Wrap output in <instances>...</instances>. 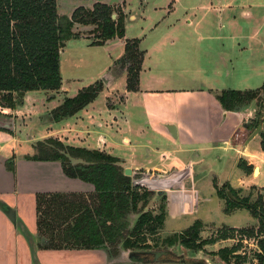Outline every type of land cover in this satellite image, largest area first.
<instances>
[{
    "label": "crops",
    "instance_id": "crops-1",
    "mask_svg": "<svg viewBox=\"0 0 264 264\" xmlns=\"http://www.w3.org/2000/svg\"><path fill=\"white\" fill-rule=\"evenodd\" d=\"M241 3L245 4L246 0ZM253 18L251 12L242 11L243 20L231 21V26L236 25L239 30L231 32L230 36L225 35L222 28L217 31L203 28L204 24L201 23L203 19L193 24L190 20L185 21L186 23L158 20L141 28L139 38L131 37L129 34V22L136 21L135 16H131L129 21L125 22L126 31L122 39H110L100 46L108 52V59L98 79L89 80L85 86L69 94L70 82L64 84V70L60 56L59 92L65 97L60 99L52 95L48 100L49 92L33 91L24 95L15 110H4V114H10L15 123L24 121L25 125L18 123L16 126L13 125V132L10 129L0 131V151L5 152L3 157L5 171L1 176L6 178L7 182L6 184L0 182V264H138L128 261L126 254L108 258L106 252L101 249L52 251L38 247L36 194H90L93 187L79 179H69L63 174L59 162H33L24 159L25 156L35 154L34 146L37 142L57 138L70 147L103 151L117 158L123 170L128 168L131 172L133 170H144L146 173L173 172L171 181L174 183V188H179L180 181L184 182L182 176H187L188 173L184 172L179 177L176 174L187 166L189 168L197 166V163H203L202 168H209L214 164L210 158L213 159L217 150L231 154L227 158L231 170L237 161L243 158L247 166L255 165V169L259 170L260 174L257 161H264V152L260 149V133L264 134V118L262 117L259 135L251 139L249 137L245 143L237 141L232 146L234 128L242 116L249 120L254 118L256 104L254 102L245 115L224 112L216 100V95L222 90L215 84L219 77H228L229 74L226 76L223 73L229 71L233 72L232 78L236 84L245 86L241 87L245 88L243 90L239 87L236 89L252 90L247 88L251 76L255 75L250 72L256 71V66L248 63L236 68L232 62L228 66L226 62L229 61L227 57L225 58L222 42L231 40L240 50L239 43L251 40L256 32L251 27L252 22L251 25L249 23ZM248 24L251 30H247ZM149 34L151 37L148 39ZM132 39L139 40V48L144 51L139 85L135 92L126 90V71L121 72L114 66L124 53V42ZM194 39L201 45L192 49L189 41ZM85 40L83 47H96L90 45L89 39ZM145 43L146 47L142 48ZM73 61L78 63L79 60L74 58ZM105 77L107 84H103L105 85L103 91L86 108L67 119L57 122L48 120L52 109L59 106L64 98L75 96L80 90ZM119 93L121 99L118 103L113 102L111 105L107 103L111 97ZM196 95L205 100L207 105L205 129L194 125V115L197 112H194L193 100ZM186 123H192L194 136L201 131L202 135L199 136L203 137L196 141H188L184 131H181L183 124ZM230 128L234 130L229 135L225 134L224 132ZM254 139H258L259 153L248 148ZM206 155L210 156L207 160L203 157ZM11 157L14 159V174L7 172L5 168V162ZM198 157L200 159L202 157L203 161L198 162ZM216 158L221 160L220 155H216ZM77 162L73 160V163ZM197 176L198 178H195L194 182L185 189L167 190L168 215L163 226L168 218L173 217L178 211L175 207L180 206L190 185L196 184L202 173ZM10 212L14 215L13 218ZM194 256L198 257L196 253Z\"/></svg>",
    "mask_w": 264,
    "mask_h": 264
},
{
    "label": "trees",
    "instance_id": "trees-1",
    "mask_svg": "<svg viewBox=\"0 0 264 264\" xmlns=\"http://www.w3.org/2000/svg\"><path fill=\"white\" fill-rule=\"evenodd\" d=\"M57 1L0 0V106L3 110H15L26 93L60 90V56L68 40L81 38L73 30L75 26L92 27L95 41H91L90 45L96 47L103 46L110 39H122L125 35V14H116L111 6L95 3L90 8L78 7L65 17L58 14ZM139 44L137 39L126 40L122 57L114 63L119 71H126L125 84L129 92L137 91L139 85L144 56ZM104 86L102 81H97L75 96L64 98L50 112L51 120L57 122L70 118L83 110L98 97ZM216 100L226 112L240 111L255 102L256 111L249 126L255 130L263 117L264 83L249 91L222 90L216 95ZM6 130L0 127V131ZM260 136V149L264 152V134L260 133ZM34 151V155L24 159L59 162L63 174L69 179H79L93 187L90 194H36V231L40 249L153 250L149 236L158 237L163 230L166 209L162 205L157 213L143 210L151 194L132 186L131 177L123 174L117 158L98 150L70 147L55 139L37 142ZM73 160L78 162L73 163ZM5 168L14 172L13 157L7 159ZM225 187L228 192L224 195L216 188L219 198H226L225 213L245 209L258 220L256 227H223L215 236L202 239V224L195 221L191 227L161 244L171 247L177 243L192 252H205L206 246L236 239L235 245L207 254L218 257L225 264H244L245 258L238 251L241 242L250 239L258 248L254 253V264H264L262 197L250 203L246 197L239 198L236 190L228 185ZM135 215L139 216L132 224ZM156 242L155 239L152 244L156 246Z\"/></svg>",
    "mask_w": 264,
    "mask_h": 264
},
{
    "label": "rangeland",
    "instance_id": "rangeland-1",
    "mask_svg": "<svg viewBox=\"0 0 264 264\" xmlns=\"http://www.w3.org/2000/svg\"><path fill=\"white\" fill-rule=\"evenodd\" d=\"M243 1L244 0H58L57 12L60 14V16L67 17L71 15L72 10L75 8H90L95 3H104L111 6L116 14L121 12L124 13L126 22L129 21L131 16H135L136 21L133 23L129 22L128 30L131 37L140 38L138 35H140L141 28H144L151 23H155L158 20L174 23L175 21L187 22V20H190L191 24H193L200 19H203L201 22L204 24L202 25L203 28H210L213 30L215 29L216 31L219 28H222L223 33L227 36H230L231 32L239 30V27L236 25L233 27L231 26V21H233V19H235L237 22L243 20L241 19V12L249 11L254 17L249 23L251 25L252 22L251 27H253L256 31L252 39L240 42V50L238 49L237 45L232 43L231 40H224L222 43L224 45L225 58L227 57V60L229 61L226 62L228 66H230V62L234 63L236 68L239 65H248V63L256 66V71L250 72L255 75L251 76V80L249 82L250 85L248 86L249 88H247L248 90H253L259 88L264 82V79H260L264 78V0H246V3L242 4L241 2ZM256 4L258 6H256ZM113 18H115V15ZM240 24L243 25V23ZM185 26L183 27L185 28ZM251 27H249L248 24L247 30H251ZM91 28L92 27L90 26L85 28L81 26H75L73 30L78 32L81 38H85L86 40L89 39L91 42L95 41L94 35L91 34ZM149 37H151V34L148 35V39ZM84 40H68V43L65 45V49H63L64 52L61 55L62 68L64 70L63 81L64 84L68 83L67 81L70 82L69 94L75 93L78 88L85 86L89 80L98 79L99 74L105 68L104 66L108 59V52L103 48L88 46L83 47ZM146 43L142 45V48L146 47ZM189 43L190 46H192V49L196 48L198 45H201V43L197 42L195 39L190 40ZM74 58H78V63L73 61ZM68 61H70L69 64H67ZM232 73L233 72L229 71L225 73L224 71V75H229L228 77L218 78V82L215 83L217 88H221L220 90H231L238 87L241 90L245 89L241 88L245 86H239L236 84L232 78ZM70 78H72V80H69ZM52 95H55V98L57 97L60 99L65 97L60 94L59 90L51 91L49 94H47L49 97L48 100L51 99ZM119 99H121L120 93L114 95L113 98L111 97L107 103H110V105L113 102L118 103ZM253 103L254 102H252L250 106L245 109L240 111H232L229 113L245 115V112L250 109ZM193 107L195 109L194 112H197L196 115H194V125L197 126V128L201 127L202 129H205L207 121V105L205 100L196 95L193 100ZM0 113H5L1 106ZM3 115L4 114H0V127L1 125L8 124L10 125L9 129L13 132V125L16 126L17 123L22 126L25 125V123H23L24 121H21V123H15V121L12 120L10 116L7 117ZM262 116L264 118V110L262 112ZM48 120L52 122L50 117H48ZM250 123L251 120L245 116H242V119L239 120L236 128H234L235 131L233 132L231 139L232 146L237 141L240 143H245L250 137V133L253 132V130L249 128ZM234 129L230 128L224 133L229 135ZM181 131H184L185 137L188 139V141H196V139L203 137L199 136L202 135L201 131H198L199 134L194 136L192 123L183 124ZM52 139L57 140V138ZM62 144L64 143L62 142ZM248 148L249 150L259 153L258 139L252 140ZM99 152L106 154L103 151ZM214 153L215 156H213V159L210 158L209 155L203 156L206 157V160L210 158L214 163L212 166H209V168H202L203 163H197V166L192 168L187 166V168H183L179 174H176V176L179 177L182 176L184 172L188 173L187 176H182L184 177V182L182 180L180 181L178 184H181L179 188H174V183L171 181L174 174L173 172L159 173L156 171H149L146 173L144 170H133L131 172L130 177L132 179V186L140 188L139 191H143L145 189L151 194L148 204L143 210H149L151 212L157 213L159 210L158 208L164 205L166 209V216L168 215L167 208L169 203V193L167 190L170 191L176 189H185L190 183L192 184V182H194L195 178H198V174L202 173L201 178L196 181V184L194 183L193 186L190 185V189H188V192L182 203H180V206L175 207V209L178 211L173 214V217L170 216L168 218V220L165 222V225L163 226V230L158 234V237L149 236V243H151V248L153 249L152 251L170 250L176 255L183 254L182 257L186 260H203L207 264H225L218 257L209 256L207 253L217 252L220 248L225 246L231 247L236 244V239L218 241L215 245L206 246L205 252H194L198 255L197 258L194 256L193 252L187 251L188 249L178 245L177 243L171 247L168 245H162L161 243L163 241L167 242V240H171V237L178 235L182 231L188 229L195 221H200L202 224V230L200 231V236L202 239L215 236L216 232L223 227L247 229L257 226L258 220L252 218L245 209H236L231 213L226 214V198L224 196L219 198L217 195V190H221L224 195V192H228L225 185H228L230 189L237 191V196L239 198L246 197L249 199L250 203L255 202L258 197L261 196L264 205V161H257L261 172L259 174V170H256L257 173L255 174L253 171V169H255V165L247 166V163L243 158H240L237 161V164H235L231 170V164L227 159L231 156V154L228 152L223 153L220 150H217ZM216 155H220L221 160H218ZM4 156L5 152L0 151V182L6 184V178L1 176L5 171L3 166L5 161L3 159ZM201 159L203 158L201 157ZM201 159L199 158L198 162H202L203 160ZM241 163L243 165H241ZM244 166H247L248 168ZM10 173L14 174L12 172ZM159 193H162V195L160 196ZM138 216L139 215L133 216L132 224L136 218H138ZM155 239L157 241V247L152 244L155 242ZM257 250L258 248L254 240L245 239L241 242V247L238 251V254L245 258L244 264H254L256 262L254 260V253ZM104 251L108 255V258H114L119 257V254H128L130 250L109 249Z\"/></svg>",
    "mask_w": 264,
    "mask_h": 264
},
{
    "label": "water",
    "instance_id": "water-1",
    "mask_svg": "<svg viewBox=\"0 0 264 264\" xmlns=\"http://www.w3.org/2000/svg\"><path fill=\"white\" fill-rule=\"evenodd\" d=\"M106 77L102 79L103 84H107ZM261 125L262 123L260 122L257 128L252 132L250 139L253 138L254 136L259 135V133L261 132ZM1 128L9 129L10 125L8 124L1 125ZM123 174L126 176H131V171L126 168L123 171ZM159 195H162V193H159ZM13 217L14 215L11 213V218ZM125 257L128 261L132 263H138V264L159 263V262H162V263L173 262V263H178V264H207L203 260H186L182 256H178L170 250L146 251V252L130 251L128 252V254L125 255Z\"/></svg>",
    "mask_w": 264,
    "mask_h": 264
},
{
    "label": "bare ground",
    "instance_id": "bare-ground-1",
    "mask_svg": "<svg viewBox=\"0 0 264 264\" xmlns=\"http://www.w3.org/2000/svg\"><path fill=\"white\" fill-rule=\"evenodd\" d=\"M257 169H253V171H254V173L256 174L257 173V171H256Z\"/></svg>",
    "mask_w": 264,
    "mask_h": 264
}]
</instances>
